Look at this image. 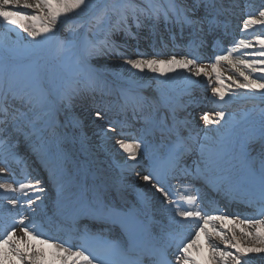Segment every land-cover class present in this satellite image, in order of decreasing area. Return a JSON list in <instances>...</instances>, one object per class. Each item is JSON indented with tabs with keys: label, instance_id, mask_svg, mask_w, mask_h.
I'll return each instance as SVG.
<instances>
[{
	"label": "snow or ice",
	"instance_id": "obj_1",
	"mask_svg": "<svg viewBox=\"0 0 264 264\" xmlns=\"http://www.w3.org/2000/svg\"><path fill=\"white\" fill-rule=\"evenodd\" d=\"M143 3L144 7L134 0H0V24L9 31L18 29L26 33L36 43L56 40L58 26L68 25L65 31L73 37L68 42L70 50L82 53L78 56V62L109 52L139 72L147 69L165 77L171 73L183 77V73L188 72L190 76L185 78L188 83L193 82L191 76H204L208 78V86H211L215 74L216 86L211 87V92L222 102H227L226 97L231 99L240 95L239 90H245L247 97L259 95L264 99V33L256 34L252 40L239 39L234 47L223 49V54L215 55V62L210 65L199 63L195 52L180 58L175 54L167 58H160L159 54L145 58L139 53L137 58H127L117 51L111 36L113 31L120 30L122 23L125 25L123 30L130 34L126 27L129 15L133 19H137L138 15L147 19H171L181 30L184 27L196 29L198 25L207 23L211 31L217 25L220 12L217 0H192L191 4L188 0H143ZM201 7L205 13L203 17L191 15ZM81 15L89 16V19H74ZM113 16L117 18L116 24L109 26ZM85 23L88 27L81 33L79 30L85 27ZM253 26H264V8L259 10L258 16L248 15L243 19L241 31L246 32ZM200 31H203V27ZM98 33L103 34V39L95 38ZM66 41L67 37L60 40L61 51L65 50ZM257 46L258 50L243 53L251 59L233 55L237 50L257 49ZM222 62H226L242 80L226 77ZM225 80L231 83L225 86ZM94 84L95 81L90 80L93 91L96 90ZM75 92L73 89L63 98L70 104ZM129 100L134 108L140 105L136 97ZM17 102L21 107L15 106ZM33 107L34 100L27 94L15 91L4 94V103L0 105V136L3 137L0 146L5 152L6 162L16 158L10 138L20 131L22 120L28 119ZM21 108L28 111H21ZM94 117L97 120L105 119L106 112L96 110ZM201 119L208 129L219 130L229 124L228 114L224 110L214 114L206 112ZM29 123L35 129L36 121L29 120ZM158 130L162 138L165 132L175 138L172 139L170 135L167 148L152 153V171L141 176V179L167 202L168 224L164 228L154 231L153 224L140 219L135 206L129 210L131 214L123 224L126 233L124 240H108L102 235L103 228L95 233L86 226L79 228L77 225L82 216L107 223L111 212H104L102 205L96 207L85 203L82 191H72L71 181L66 174L54 168H48L49 181L55 190V206L60 211L52 216H48L45 210L38 213V202L39 205L44 204L47 190L39 176L25 173L27 182H0V190L4 192L19 191L25 197L23 203L27 205V210L32 213L26 215L20 211L23 206L20 197H3L10 207H6L3 223H0V264H253V257L264 259V156L257 169L254 161L248 157L246 145H240L239 158L247 169V178L258 184L259 208L255 215L241 218L239 214H209L202 200L198 202L200 198L192 194L188 186L185 185L183 191L176 189L173 192L165 185L170 184V177L176 178L177 172L185 177L192 176L188 166H182L185 158L190 156L196 157L193 160L196 176L207 180L210 172L227 162L226 153L209 147L207 131L201 140L199 132L193 134L192 130L186 136L176 127H161ZM107 131L114 132L116 129L110 124ZM261 138L264 139V112L261 114ZM116 144L129 160L136 161L142 152L147 153L143 138L117 139ZM41 163L48 167L43 157ZM7 172V167H0V175ZM16 184L18 188L14 186ZM250 203L254 201L250 200ZM52 229L63 231L64 235L53 236L50 234ZM172 249L178 253L174 261L169 258Z\"/></svg>",
	"mask_w": 264,
	"mask_h": 264
},
{
	"label": "bare ground",
	"instance_id": "obj_2",
	"mask_svg": "<svg viewBox=\"0 0 264 264\" xmlns=\"http://www.w3.org/2000/svg\"><path fill=\"white\" fill-rule=\"evenodd\" d=\"M219 1L225 3V0ZM235 1L244 3V0ZM138 4L141 7L145 6L143 0H140ZM236 6L232 1H228L224 8L230 12V18L237 19L236 24H241V17L245 12L244 14L238 13ZM253 6H255V3L251 7ZM217 7H219L218 4ZM196 11H201L199 15L202 17L205 15L203 7ZM74 19L78 21L77 17ZM85 19L88 20L89 16H86ZM160 20L167 25L166 32H164L165 28L162 26L158 27L157 22ZM116 21L117 18L114 17L109 26L115 25ZM148 22L152 23V26ZM138 23L139 27H137ZM64 26L66 25L58 26L59 32L55 43L60 37ZM218 26L221 27L218 24L213 29L217 30ZM124 27L125 25L122 23L120 30L113 31L111 40L116 45L117 51L124 53L127 58H137L138 53L145 58H150L155 55L149 52V46L152 41L156 39V42H159L161 39L169 38L171 35L170 31L176 28L178 30L181 29L171 19L169 21H165L163 17L159 20L147 19L142 15H138L137 19H133L129 15L126 27L130 34H126L123 30ZM201 27H203L201 32L210 34L207 23L202 26L198 25L195 30L200 31ZM186 28L188 27L183 29ZM8 31L5 26L0 24V45H4L5 42H12ZM150 31L156 32L150 33ZM256 31L264 32V26H253L246 32L240 31L239 34L241 38L252 40L251 35ZM168 32L170 35H168ZM22 34L26 35L23 32ZM147 34L151 36L147 37ZM100 39H103V35ZM127 39L133 40L132 43L134 45L132 44L131 46ZM232 47L234 46H230V48ZM170 50H173V48L165 45L164 51L166 55L160 58H167L170 55ZM253 50H258V46L257 49L237 50L233 55L251 59L252 57L244 56L243 53ZM40 54L45 55L46 53L41 51ZM177 57L180 58V56ZM48 61L47 64L43 65V73L45 83L51 92V101L55 107V128H52L51 132L57 138L56 146H63L61 159L65 164L64 174L71 181L72 187L81 186L84 182H90L107 194L109 199L118 206H135L141 213H145L149 219L161 222L168 221L167 202L162 200L161 195L150 184L141 179V176L145 175L143 154L138 155L136 161L129 160L127 154L116 144V140L121 139L117 130L114 132L107 131L109 125L106 117L109 111H105L104 102L119 101L118 103H121L122 101L119 99L120 90L136 92L140 100L139 106L143 108L145 106L153 107L158 122L169 120L171 124L185 125L194 134L199 132L201 140H203L204 133L207 131L210 137L207 143L213 150H230L232 151L231 156H239L240 145L245 144L248 157H251L254 153L264 149V139L261 138V118L246 119L242 114L243 110L240 109L249 100L263 99L259 95L247 97L244 95L245 90H239L240 95L231 99L226 97L225 100L227 102L219 101L218 97H214L211 92V87L216 86L215 74H213L211 86H208V78L204 76H191L193 82L188 83L187 79H185L190 76L188 72H184L183 77H178L176 73H171L168 77H165L152 73L147 69L144 72L132 69L130 66L123 64V60L114 53L106 52L102 55H93L89 63L92 69L100 76L106 78L113 86L111 89L108 86L101 92L100 89L97 90L96 88L95 91L91 90L92 88L82 91L84 93H79L77 100H75L74 110L65 112L59 103V78L54 73L52 60ZM222 71L226 77L233 76L242 80L226 62H222ZM121 79L128 84L120 82ZM230 83L231 81L225 80V86ZM87 92L93 93L89 96ZM95 92L99 94H95ZM96 110L105 111V119H95L94 112ZM219 110H224L228 114L229 124L219 130L206 128L201 117L206 112L214 114ZM166 134L169 135L170 133L166 132ZM6 176H8L7 173L0 175V177ZM197 185L195 184L194 186L196 187ZM46 190L50 193L49 186H47ZM137 196L139 201L136 200ZM220 213L227 214V211L217 214ZM42 247L47 248V246ZM252 260L253 264H264V259L260 257H253Z\"/></svg>",
	"mask_w": 264,
	"mask_h": 264
},
{
	"label": "rangeland",
	"instance_id": "obj_3",
	"mask_svg": "<svg viewBox=\"0 0 264 264\" xmlns=\"http://www.w3.org/2000/svg\"><path fill=\"white\" fill-rule=\"evenodd\" d=\"M139 1L140 0H134L137 4ZM228 1H232L234 5H237L236 9L238 13L244 14L245 12L246 16L244 17L245 14L242 15V21L248 15L258 16L259 10L264 8V0H244V3H239L235 0ZM228 1L225 0V3H222L223 1L217 0V3L221 4L223 8ZM101 2H103V0H101ZM188 3L191 4L192 1L190 0ZM254 3L255 6L251 7ZM223 10H225V8ZM198 13L199 12L195 11L191 15L195 18H199L200 15H198ZM224 13L230 15V12L226 10ZM114 17L115 16L111 18L109 25ZM77 18L78 21H87L85 15L78 16ZM242 21H240V28H242ZM161 22L162 21H158L157 23L160 25ZM67 27L68 25L63 27L61 35L56 43L55 40L47 43H36L33 42L31 37H28L27 34L23 35L20 30L14 29L8 31V34L12 38V42H5L4 45H0V91L5 92L7 91L6 89H8V91L12 90L20 94H27L33 98V111L29 113L28 119H24V122L28 125L29 130L37 137L38 135L42 137L45 135L47 136L55 123V107L51 101V92L45 83L43 73V65L47 64L49 62L48 60H52L54 73H56V76L59 78V103L65 112L74 110L75 100H77L81 91L88 86L93 87V85H90V80H94V86L101 87L102 89L108 86L111 89L113 86L106 78L100 76L92 69L89 64L92 56L78 62V56H81L82 53L74 49L70 50L68 42L71 41L73 37L69 32L65 31ZM87 27L88 24L85 23V27L81 28L79 31L83 33ZM131 30L133 31V29ZM93 32H96V29H93ZM259 33V31L254 32L251 37L254 38V36ZM102 35V33H98L95 38L100 39ZM89 36H92V33H89ZM65 37H67V41L64 45L65 50L61 51L60 40H63ZM41 51H44L46 54H40ZM120 82L128 84L123 79H121ZM73 89H75L76 92L69 104L63 97L66 93H72ZM247 102L240 107V109L243 110V116L250 120L261 118V114L264 112V99L249 100ZM23 110L28 111L27 108H23ZM29 120L36 121L35 129L32 124L29 123Z\"/></svg>",
	"mask_w": 264,
	"mask_h": 264
}]
</instances>
